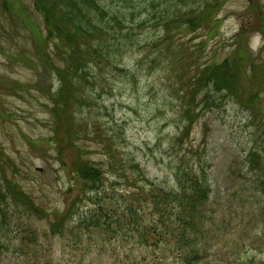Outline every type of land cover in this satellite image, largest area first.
<instances>
[{"label":"rangeland","instance_id":"374dc122","mask_svg":"<svg viewBox=\"0 0 264 264\" xmlns=\"http://www.w3.org/2000/svg\"><path fill=\"white\" fill-rule=\"evenodd\" d=\"M113 1L114 6H123ZM1 2L0 186L5 174L33 199L41 213L13 205L9 225L0 230V264H133L136 258L143 260L146 249H138L137 240L121 243L122 236L110 233L90 238L74 228L94 207L90 200L77 201L79 182L73 171L81 163L96 165L105 177L102 189L107 194L121 196L138 189L145 201L147 181L164 187L176 184L173 168L190 149L198 150L205 164L212 212L230 231L227 236L223 233L225 239L217 246L238 254L241 263L264 264V223L248 215L262 199L253 193L244 165L256 126L229 99L206 110L201 104L202 113L191 130L193 116L186 112L193 110L198 74L233 51L231 45L247 17L248 0L227 1L218 17L219 36L209 35L205 28L196 33L186 28L172 40L166 37L161 11L152 6V0H131L134 18L125 23L124 40L118 33L119 46L115 41L121 50L119 67L96 71L94 83L77 94L83 102L69 101L74 112L70 131L66 119L70 110L59 111L65 120L63 140L56 138L59 123L50 111V100L58 98L59 78L53 69L39 64L28 25L5 14ZM21 2L34 25L44 30L32 0ZM263 42L259 33L249 37L255 53ZM12 55L27 57L28 62ZM53 60L60 63L55 56ZM117 164L124 173L115 169ZM144 215L147 219L149 214ZM237 216L232 224L227 223ZM65 217L54 233L53 226ZM30 228L35 234L28 232ZM168 264L177 263L170 260Z\"/></svg>","mask_w":264,"mask_h":264},{"label":"trees","instance_id":"16d2710c","mask_svg":"<svg viewBox=\"0 0 264 264\" xmlns=\"http://www.w3.org/2000/svg\"><path fill=\"white\" fill-rule=\"evenodd\" d=\"M119 1L122 7L114 6L116 2L113 0H32L34 9L43 18L44 30L34 25L28 8L23 7L21 0L1 2L5 14L16 16L28 25L39 64L44 69H53L59 78L58 98L50 100L53 104L50 111L59 123L56 127V131H60V135L56 136L58 139L63 140L61 132L65 121L61 120L59 111L70 110L66 118L69 119L70 131L74 112L69 101L77 99L78 103L83 102V97L79 96V99L77 94L81 95L83 86L94 83L96 71L103 72L106 66L115 67L114 70L119 67L116 63L121 57V50L115 41L119 46L118 33L121 41L124 40L125 23L134 18L129 4L131 0ZM227 1L152 0V6L160 9L166 37L172 40L175 35L187 31L186 28L192 33L205 28L209 35L219 36L221 21L218 17ZM262 2L248 0L247 17L231 45L233 51L221 61L208 64L198 74L191 102L193 110L186 112L193 116L189 122L190 130L202 113L201 104L206 110L218 107L223 100L229 99L250 115L251 122L256 126V137L244 165L251 177V189L261 196L262 203L250 210L248 215L264 223V47L255 54L249 46V37L254 33H259L264 40ZM53 56L59 59V64L55 63ZM12 58L28 62L27 57L12 55ZM31 63L34 68L37 66L34 61ZM182 142L181 139V145ZM202 162L199 151L190 149L173 168L176 184L164 187L147 181L150 187L143 189L145 201H141L142 190L139 193L138 189L121 196L107 194L102 189L105 177L101 168L90 163L79 164L73 171L80 186L77 201L90 200L94 208L84 213L74 228L90 238L110 233L122 236L121 243L139 241L138 249H146V256L143 260L136 258L133 264H149V258L157 260L158 264H168L170 260L177 264H222L225 261H228L227 264H245L241 263L238 254L217 246L230 231H226L228 225L218 223L212 212V189ZM115 169L125 172L120 164ZM2 180L0 230L9 225L14 215L10 210L13 205L17 208L22 206L32 214L41 213L40 207L16 182L6 178L5 174H2ZM146 212L149 214L147 219ZM238 218L234 217L227 223L232 224ZM65 221L66 217L55 224L53 232H59L56 228ZM28 232L35 234L31 228ZM166 254H169V261Z\"/></svg>","mask_w":264,"mask_h":264}]
</instances>
